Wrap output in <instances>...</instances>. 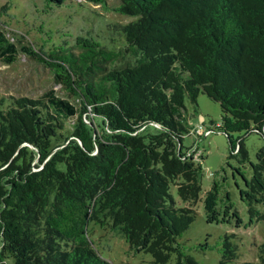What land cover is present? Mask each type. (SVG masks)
<instances>
[{
  "label": "trees",
  "instance_id": "obj_1",
  "mask_svg": "<svg viewBox=\"0 0 264 264\" xmlns=\"http://www.w3.org/2000/svg\"><path fill=\"white\" fill-rule=\"evenodd\" d=\"M112 2L113 11L135 19L112 25L123 40L116 51L52 44L47 61L0 30L1 63L24 52L50 70L65 94L50 90L32 99L0 92V264H113L94 248L95 226L151 256L140 264H196L177 246L195 219L202 176L188 157L194 153L183 151L190 134L185 100L196 107L203 93L219 104L213 130L227 137L230 158L248 160L233 134L264 139V0ZM251 169L243 200L260 221L264 149ZM171 186L184 208H176ZM216 201L213 185L203 198L207 215ZM236 251L225 237L218 264H264V244L255 262H235Z\"/></svg>",
  "mask_w": 264,
  "mask_h": 264
},
{
  "label": "rangeland",
  "instance_id": "obj_2",
  "mask_svg": "<svg viewBox=\"0 0 264 264\" xmlns=\"http://www.w3.org/2000/svg\"><path fill=\"white\" fill-rule=\"evenodd\" d=\"M112 1L110 8L103 10L98 6L74 4L54 7L44 0H0V30H4L8 40L18 47L30 43L47 61H51L52 44L66 49L84 42L116 51L121 49L123 40L112 25H125L135 19L113 11L118 3ZM50 90L58 97H65L50 70L24 52H18L17 60L12 64L0 62L1 93L36 99ZM184 106L190 134L183 138V151L194 153L188 157L201 165L202 176L200 200L194 207L195 219L178 237L177 246L196 264H218L227 237V241L237 248L235 262H255L258 247L264 244V219L250 218L243 194L245 182L252 175L251 164L264 149V139L255 133L233 134L235 140H243L248 160L243 161L242 155L230 158L227 137L213 130L220 122L219 104L200 93L196 107L187 99ZM200 128L194 133L193 129ZM213 185L217 190L216 211L207 215L203 198ZM170 194L176 208L186 206L178 197L176 186H171ZM258 210L263 212L261 207ZM90 238L99 255L113 264H140L152 260L149 254L130 248L109 228L95 226Z\"/></svg>",
  "mask_w": 264,
  "mask_h": 264
},
{
  "label": "built area",
  "instance_id": "obj_3",
  "mask_svg": "<svg viewBox=\"0 0 264 264\" xmlns=\"http://www.w3.org/2000/svg\"><path fill=\"white\" fill-rule=\"evenodd\" d=\"M198 130H201V128L200 129H194L193 131H194V133H196Z\"/></svg>",
  "mask_w": 264,
  "mask_h": 264
}]
</instances>
